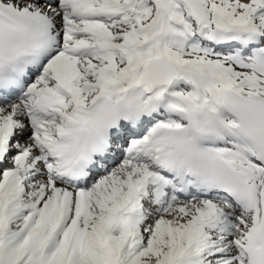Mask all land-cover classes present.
Returning a JSON list of instances; mask_svg holds the SVG:
<instances>
[{"label": "snow or ice", "instance_id": "6c2138e0", "mask_svg": "<svg viewBox=\"0 0 264 264\" xmlns=\"http://www.w3.org/2000/svg\"><path fill=\"white\" fill-rule=\"evenodd\" d=\"M0 264H264V0H0Z\"/></svg>", "mask_w": 264, "mask_h": 264}]
</instances>
